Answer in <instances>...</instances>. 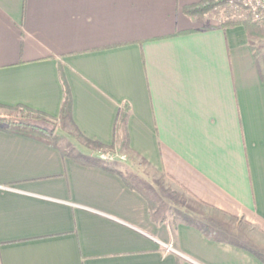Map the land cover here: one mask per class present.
<instances>
[{
  "label": "crops",
  "instance_id": "0c3cea01",
  "mask_svg": "<svg viewBox=\"0 0 264 264\" xmlns=\"http://www.w3.org/2000/svg\"><path fill=\"white\" fill-rule=\"evenodd\" d=\"M200 1L0 0V103L43 111L83 143L0 130V264H264L247 243L264 248V79L246 27L185 12ZM124 102L120 150L231 226L176 219L120 157L71 156L101 158L85 139L111 146Z\"/></svg>",
  "mask_w": 264,
  "mask_h": 264
},
{
  "label": "trees",
  "instance_id": "16d2710c",
  "mask_svg": "<svg viewBox=\"0 0 264 264\" xmlns=\"http://www.w3.org/2000/svg\"><path fill=\"white\" fill-rule=\"evenodd\" d=\"M227 0H202L198 3L188 5L185 7V12L189 15H203L208 12L215 5L226 2ZM221 26H235L243 24L251 38L258 37L259 35H264V25L241 22L236 20H226L218 23ZM255 60L259 68L261 77L264 79V50L252 46ZM61 77L64 83V98L61 106L60 121L65 124L71 116V110L73 105V98L69 84L67 83L64 72L61 71ZM130 104L129 102H124L115 124V139L111 146L105 147L100 144L98 141H91L85 139L87 143H93L94 145L101 148V152H114L115 149L122 147L123 149H130L129 143V134H128V118L130 115ZM52 122L49 115L38 109H34L27 105L18 104V105H6L0 103V130L8 133L18 132L33 136L35 138L44 140L50 144H57L62 140L61 134L56 133L48 126V123ZM122 150V149H121ZM78 161L85 164H99L105 165L109 160L102 158H95L86 155H71ZM106 162V163H105ZM125 182L131 186L136 187L132 184V181L129 177L123 176ZM149 203H154L153 199L148 198Z\"/></svg>",
  "mask_w": 264,
  "mask_h": 264
},
{
  "label": "rangeland",
  "instance_id": "374dc122",
  "mask_svg": "<svg viewBox=\"0 0 264 264\" xmlns=\"http://www.w3.org/2000/svg\"><path fill=\"white\" fill-rule=\"evenodd\" d=\"M225 7L226 2L215 5L208 12L201 15L202 22L204 24L211 25L213 23H221L222 21L226 20H238L244 23L249 22L261 24L248 17V15L242 16L236 13H232V11H229V9ZM253 40V44L255 47L264 50V35L253 37ZM48 126L51 129L53 128L54 132L58 131V133H61L63 135L64 140L61 145L65 151L78 153L76 152L77 150L75 145L83 143L82 140L79 138L78 133L73 127H69V129L68 127L63 128L54 121L49 122ZM114 152L116 153L114 158H119L122 155L124 158L120 157V159H123L124 161L128 162V166L124 169V171L133 179V181L137 183V185L141 187L145 192H147L150 196L156 198L160 202L162 201L164 206L168 205L167 207L169 213L175 214L176 219H194L200 222L201 224L206 225L209 231L215 230L214 228H209L208 226H215V229L217 228V226L223 227L222 223H226L228 224V226H231L232 223L230 221L225 222V220L221 219L223 217L219 212L197 203H191L189 201V198L182 192V190L176 184H174L167 178L161 177L159 174L154 172L151 167H149L145 163L140 162L138 158H129V154L122 152L119 149H115ZM187 212H191V214L196 215V218L191 217ZM208 218H213L215 224L211 225L210 222H208L209 220H207ZM218 218L221 220H215ZM219 232L220 231H218V233ZM220 235L227 237L224 232L220 233ZM235 236L239 239H242L243 242L245 241V236L243 232L242 236ZM247 243L251 244L257 249L264 250L263 247L260 248V244H258L257 242H253V240H250ZM253 243H255L256 245Z\"/></svg>",
  "mask_w": 264,
  "mask_h": 264
},
{
  "label": "built area",
  "instance_id": "2783aa9c",
  "mask_svg": "<svg viewBox=\"0 0 264 264\" xmlns=\"http://www.w3.org/2000/svg\"><path fill=\"white\" fill-rule=\"evenodd\" d=\"M232 13L239 15H248L254 21L264 25V0H227L226 7ZM234 15V14H233ZM115 152H107L101 154V158L105 160L114 159ZM121 158H124L122 155ZM167 248L171 251H177L172 244H168Z\"/></svg>",
  "mask_w": 264,
  "mask_h": 264
}]
</instances>
